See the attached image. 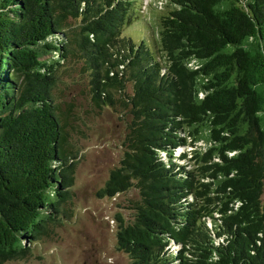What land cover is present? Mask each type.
Instances as JSON below:
<instances>
[{
  "label": "trees",
  "instance_id": "obj_1",
  "mask_svg": "<svg viewBox=\"0 0 264 264\" xmlns=\"http://www.w3.org/2000/svg\"><path fill=\"white\" fill-rule=\"evenodd\" d=\"M159 2L0 0V264L69 218L78 148L58 73L78 64L94 108L126 119L99 193L139 192L133 220L115 218L117 251L130 264H264V0Z\"/></svg>",
  "mask_w": 264,
  "mask_h": 264
},
{
  "label": "rangeland",
  "instance_id": "obj_2",
  "mask_svg": "<svg viewBox=\"0 0 264 264\" xmlns=\"http://www.w3.org/2000/svg\"><path fill=\"white\" fill-rule=\"evenodd\" d=\"M145 3L163 7L159 0H145ZM153 9L149 7L146 11L154 12ZM52 55L55 53L45 58ZM70 67L59 70L57 97L68 118L70 136L78 148L71 199L67 205L70 215L49 238L34 245L26 259L8 264H130L128 257L117 251L115 218L121 214L129 222L133 220L129 203L140 198L139 192L132 189L115 198L99 196L110 171L119 166L125 154L126 119L118 111L120 108H94L87 73L83 72L81 64L74 69ZM128 91L131 93L132 89ZM206 148L207 143L201 140L182 148L176 157L181 153L191 157L193 151Z\"/></svg>",
  "mask_w": 264,
  "mask_h": 264
}]
</instances>
